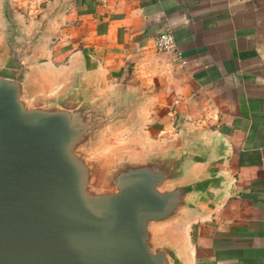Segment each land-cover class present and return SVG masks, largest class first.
Segmentation results:
<instances>
[{
    "label": "water",
    "instance_id": "obj_1",
    "mask_svg": "<svg viewBox=\"0 0 264 264\" xmlns=\"http://www.w3.org/2000/svg\"><path fill=\"white\" fill-rule=\"evenodd\" d=\"M64 0L0 25V264H189L186 225L223 188L215 143L188 130L147 148L123 93L38 66Z\"/></svg>",
    "mask_w": 264,
    "mask_h": 264
},
{
    "label": "crops",
    "instance_id": "obj_2",
    "mask_svg": "<svg viewBox=\"0 0 264 264\" xmlns=\"http://www.w3.org/2000/svg\"><path fill=\"white\" fill-rule=\"evenodd\" d=\"M5 0H0L1 10ZM27 27L59 0H10ZM38 66L137 103L124 132L152 148L185 129L212 140L223 188L186 225L189 264H264V0H64ZM170 30L181 59L160 52Z\"/></svg>",
    "mask_w": 264,
    "mask_h": 264
},
{
    "label": "built area",
    "instance_id": "obj_3",
    "mask_svg": "<svg viewBox=\"0 0 264 264\" xmlns=\"http://www.w3.org/2000/svg\"><path fill=\"white\" fill-rule=\"evenodd\" d=\"M155 46L160 52H171L178 59H181V53L178 51L173 33L170 30L161 31L155 37Z\"/></svg>",
    "mask_w": 264,
    "mask_h": 264
}]
</instances>
